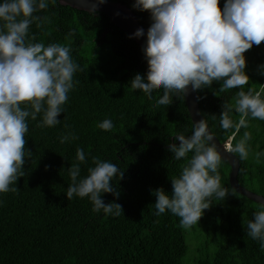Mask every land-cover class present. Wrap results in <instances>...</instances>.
<instances>
[{
    "label": "trees",
    "instance_id": "1",
    "mask_svg": "<svg viewBox=\"0 0 264 264\" xmlns=\"http://www.w3.org/2000/svg\"><path fill=\"white\" fill-rule=\"evenodd\" d=\"M110 1L127 5L143 27H150V12L133 8L134 0ZM223 4L219 0L221 10ZM36 15L46 19L42 27L30 25L28 39L70 47L80 70L74 73L78 83L68 93L59 124L40 127V114L36 120L27 118L25 151L31 155L22 166L24 175L10 186L16 191L0 193V264H264V250L247 235V222L260 203L238 192L214 199L189 229L167 210L153 214V190L171 193V177L187 163V158L173 159L168 146L179 143L173 139L178 132L191 135L193 122L185 95L158 105L162 88L151 95L131 89V79L148 71L143 46L102 12L58 2ZM244 55L249 81L243 90L264 88L258 67L264 64V41ZM221 83L196 90L200 110L223 144L234 145L244 132L250 133L249 158L240 160L238 179L264 194V158L261 163L254 158L264 151V120L249 118L248 127L239 131L222 129L223 105L234 104L240 89L221 91ZM230 117L238 122L239 113L233 110ZM104 119L112 121L111 130L97 126ZM67 133L77 138L61 143ZM77 148L85 152L84 163L76 160ZM92 157L118 163L123 171L111 181L119 197L101 194L105 203L122 204L125 210L118 217L93 212L87 197H66L68 168L80 163L84 177L94 167ZM218 171L222 186L231 189V168L223 158ZM190 234L196 243L189 253Z\"/></svg>",
    "mask_w": 264,
    "mask_h": 264
},
{
    "label": "clouds",
    "instance_id": "2",
    "mask_svg": "<svg viewBox=\"0 0 264 264\" xmlns=\"http://www.w3.org/2000/svg\"><path fill=\"white\" fill-rule=\"evenodd\" d=\"M58 2L62 0H0V193L16 191V187L10 186L24 175L22 166L26 155H31L25 151L27 118L36 120L40 114V127L59 124L57 117L64 112L68 93L78 83L73 77L80 68L70 47L28 39L30 25L42 27L46 19L36 13ZM104 2L97 0L89 11L95 12L98 4ZM132 7L148 10L152 23L143 46L148 71L131 79V89L151 95L162 88L163 95L156 103L169 105L173 95L182 97L189 85L197 90L210 87L214 81L222 82L221 91L240 89L234 104L223 105L219 116L222 129L239 131L248 127L249 118L264 120V88L243 90L249 81L244 53L264 41V0H224L222 10L219 0H134ZM142 35L144 30L138 28L129 38ZM258 67L259 74L264 76V64ZM233 110L239 113L238 122L230 117ZM97 126L107 131L113 123L104 119ZM214 137L204 119L192 123L191 135L178 132L173 137L179 142L168 146L173 159L187 158V163L179 175L171 177V193L163 188L153 190L154 215L160 216L167 210L179 217L182 228L189 229L198 223L214 199L224 200L229 193L235 194V188L221 184L218 169L222 155ZM76 138L74 133H67L60 137V142ZM251 138L246 131L234 145L228 142L223 148L246 161ZM254 158L261 163L264 151L255 152ZM76 160L86 161L83 149L77 148ZM92 161L94 167H89L84 177L80 175V163L68 168L71 184L66 197H87L93 212L118 217L125 210L122 204L105 203L101 194L119 197L111 181L122 177L123 171L118 163L98 157H92ZM260 202V210L247 222V235L264 250V199Z\"/></svg>",
    "mask_w": 264,
    "mask_h": 264
},
{
    "label": "water",
    "instance_id": "3",
    "mask_svg": "<svg viewBox=\"0 0 264 264\" xmlns=\"http://www.w3.org/2000/svg\"><path fill=\"white\" fill-rule=\"evenodd\" d=\"M96 2L97 0H62L61 3L72 6L74 8L89 11L91 4ZM95 12L105 13L121 30L126 32L129 36L133 34L138 28H142L145 32V35H142L139 38L132 36V39H134L141 46H144L148 28L143 27L140 24L134 12L127 5L118 2H112L110 0H105L103 4H98ZM188 89L189 91L184 95L192 122L194 123L201 119L205 120L198 103L197 91L192 90L191 85L188 86ZM207 126L211 131L208 124ZM214 142L216 143L218 150L221 152L222 158L230 165L231 171L229 174V182L231 187L235 188L236 192H238L239 194H242L257 203H261L260 200L264 199L261 198L264 197V194L256 193L246 188L239 182L238 174L241 163L238 156L234 153L226 152L223 148L225 144L221 143V141L216 136L214 137Z\"/></svg>",
    "mask_w": 264,
    "mask_h": 264
},
{
    "label": "rangeland",
    "instance_id": "4",
    "mask_svg": "<svg viewBox=\"0 0 264 264\" xmlns=\"http://www.w3.org/2000/svg\"><path fill=\"white\" fill-rule=\"evenodd\" d=\"M196 243V239L194 238L193 234H190L189 238H188V244H189V253L192 250V246ZM188 258V257H187ZM188 260V259H187Z\"/></svg>",
    "mask_w": 264,
    "mask_h": 264
}]
</instances>
